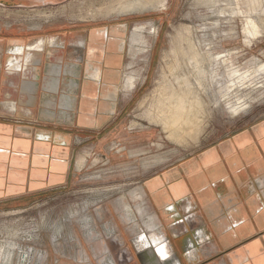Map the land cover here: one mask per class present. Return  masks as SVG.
Segmentation results:
<instances>
[{
  "label": "rangeland",
  "instance_id": "374dc122",
  "mask_svg": "<svg viewBox=\"0 0 264 264\" xmlns=\"http://www.w3.org/2000/svg\"><path fill=\"white\" fill-rule=\"evenodd\" d=\"M121 3L122 0H0L1 31L16 37L27 32L25 36L30 38L26 42L64 37L70 31L78 35L94 28L116 29L119 40H112L107 31L97 52L105 55L100 65L110 68L109 54L117 52L113 44L118 42V53L123 55L118 70L124 72L122 79L119 74V82L114 79L92 85L90 95L91 99L110 102L112 123L121 126L112 140L105 143L101 139L103 145L110 146L112 141V145L120 144L124 150L113 151L110 156L102 152L104 159L98 155V161H102L83 171L72 188L1 203L0 244L12 240L18 246L13 262L4 264H21L24 254L23 264H151L143 235L149 236L153 244L161 243L159 248L175 258V237L171 233V238L167 229L170 224H161L147 189L151 191L159 180L168 186L170 173L188 175L185 168L190 163L226 139L237 141L239 135L253 134L255 140H260L255 130L264 125V0H166L160 8L115 12ZM101 8H112L113 13L103 15ZM94 11L98 14L91 16ZM250 20L255 26H248ZM139 23H147L151 32L135 31ZM180 26L188 27L179 42L188 49V56L179 55L176 63L174 56L171 59L176 66L188 61L194 100L204 106L202 132L196 138L188 133L181 142L169 137L152 116L151 100L141 107L139 104L159 86L163 53L170 49L175 28ZM190 40L196 48L210 53L205 70L196 69L188 58L192 52ZM79 50L73 56L82 59ZM218 54L222 55L215 59ZM166 71L171 74L168 68ZM127 76L134 77L133 83H124ZM234 104L239 107L236 112L230 108ZM201 171L208 175L205 168ZM140 187L146 192L143 191L144 200L130 195ZM121 198L132 208L130 218L118 207L117 200ZM171 206L174 205L164 202L160 209L161 213L172 211L167 217L162 213L165 219L172 220L176 213ZM76 211L91 220L87 228L73 216ZM148 217L154 218L149 226ZM184 220L185 216L179 219ZM184 262L178 260L179 264Z\"/></svg>",
  "mask_w": 264,
  "mask_h": 264
},
{
  "label": "crops",
  "instance_id": "0c3cea01",
  "mask_svg": "<svg viewBox=\"0 0 264 264\" xmlns=\"http://www.w3.org/2000/svg\"><path fill=\"white\" fill-rule=\"evenodd\" d=\"M109 30L118 41L113 28L30 42L27 32L16 37L0 29V204L72 188L103 153L124 150L112 141L103 145L121 126L112 123L110 102L90 98L92 85L123 77L118 42L110 68L99 62ZM40 39L47 40L44 47H34ZM77 49L82 59L73 56ZM255 131L260 140L253 134L226 139L190 163L188 175L170 173L168 186L159 180L146 188L161 224H170L172 256L180 262L179 253L184 264H264V125ZM164 202L174 205L172 220L164 218L172 211L160 212Z\"/></svg>",
  "mask_w": 264,
  "mask_h": 264
},
{
  "label": "bare ground",
  "instance_id": "6f19581e",
  "mask_svg": "<svg viewBox=\"0 0 264 264\" xmlns=\"http://www.w3.org/2000/svg\"><path fill=\"white\" fill-rule=\"evenodd\" d=\"M165 1L166 0H122V3L119 4L118 9L114 10L115 12H130L136 8H160L165 5ZM99 11H102L101 13L103 15H110L111 13H113L112 8H101ZM91 13V16H95L96 14H98L97 11ZM249 25H254L253 21L250 20L248 22V26ZM134 27L135 31H147L149 33L151 32V27L147 23H139L136 24ZM244 30H246V28ZM185 31L188 33V27L180 26L178 28H175V34L172 36L171 39V47L168 51L165 50L163 53L164 65L162 67V75L161 79L159 80V86L155 87L152 92L153 94H151L150 96L147 95L139 103L141 107L148 100H151L152 103L150 105L152 106V110L150 109V112L152 113V116L158 121V123L161 124V126H163V130L169 133V137H171L173 140H177L180 142L183 140V138L185 139V137H188V133L193 138H196V136H198L199 131H201L200 128L203 125L202 112L204 111V106H200V103L194 100V87L192 82L188 78V61L184 64V66H182L181 64L176 66L175 64L179 55L188 56V49L179 45V42L183 38ZM186 39V42H188V37ZM192 41L190 40L189 43L191 47L190 51L192 52L190 54V57L188 58H190V61L192 60L191 63L195 66L196 69L201 67L202 69L204 68L203 70H205L207 64V56L210 53H208L206 49L196 48V46H194V42L192 43ZM45 42H47L46 39H40V41H38V43L34 47L41 48V46H43ZM221 55L218 54L215 59L220 58ZM172 56H174L175 58V63L171 59ZM166 68L171 71L170 75L167 74ZM236 71L237 69L235 68V73ZM236 75L238 74L236 73ZM198 76L200 77L201 75L199 74ZM133 79L134 77L127 76L124 78V83H133V81L135 80ZM230 108L236 112L238 111L239 107L234 104L230 106ZM143 191L145 192V189H143V187L136 188L131 191L130 195H133L138 199L144 200L145 194ZM117 204L121 213H124L126 218H130L132 208L126 202V200L121 198L117 200ZM73 216L76 217L77 222H79L80 224H82V226L86 228L88 227L89 223H92L91 220H88L86 218V215L83 214L82 211L74 212ZM153 220V217H148L146 221L148 223V226L153 223ZM143 241L148 246L147 255L151 264H177V260L175 258H171L166 252L164 253V250H161L159 248L161 243L153 244L151 238L147 235H143ZM17 247L18 246L12 240H6L5 245L0 244V264H4L5 262H13ZM25 256L26 254L21 256V264H23Z\"/></svg>",
  "mask_w": 264,
  "mask_h": 264
},
{
  "label": "flooded vegetation",
  "instance_id": "af4514ba",
  "mask_svg": "<svg viewBox=\"0 0 264 264\" xmlns=\"http://www.w3.org/2000/svg\"><path fill=\"white\" fill-rule=\"evenodd\" d=\"M91 90H92V88H91ZM83 101H85V99H83ZM112 110H113V109H112V107H111V108H110V112H111ZM102 118H103V115H99V117L97 118V120H96L94 123H97V122L100 121ZM83 119L85 120L86 118L83 117ZM169 232H170V231L168 230V233H169ZM169 234H170V236H171V232H170ZM168 238H169V235H168ZM171 238H172V236H171ZM174 243H175V242H174ZM179 256L182 257L183 259H185L182 253H181V254L179 253Z\"/></svg>",
  "mask_w": 264,
  "mask_h": 264
},
{
  "label": "trees",
  "instance_id": "16d2710c",
  "mask_svg": "<svg viewBox=\"0 0 264 264\" xmlns=\"http://www.w3.org/2000/svg\"><path fill=\"white\" fill-rule=\"evenodd\" d=\"M2 1V0H1Z\"/></svg>",
  "mask_w": 264,
  "mask_h": 264
}]
</instances>
